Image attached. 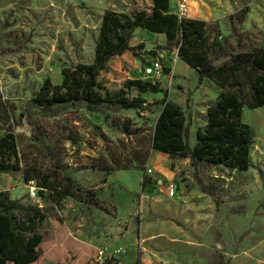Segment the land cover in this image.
<instances>
[{
	"label": "rangeland",
	"instance_id": "1",
	"mask_svg": "<svg viewBox=\"0 0 264 264\" xmlns=\"http://www.w3.org/2000/svg\"><path fill=\"white\" fill-rule=\"evenodd\" d=\"M189 2V18L207 21L208 33L223 48L236 51L260 42L264 0ZM149 3L0 0V94L13 117L20 167L0 173V191L45 212L37 264H128L130 257L129 264H182L185 253L195 256L192 264H214L215 253L223 254L227 264H264V107L243 109L254 133L250 169L200 165V177L216 187V205L199 191L187 158L159 152L163 159L157 156L152 162L150 139L162 107L161 92L144 93L146 103L138 111L112 103L89 110L79 103L58 105L47 115L33 105V94L45 77L59 84L63 67L92 61L104 10L128 13L149 8ZM173 3L170 0V11ZM129 42L150 47L136 52L131 70L143 80L160 82L168 99L181 106L192 122L193 144L195 129L205 124V108L215 101L218 87L207 79L197 86L195 70L179 60L176 49L156 48L166 42L163 34L147 36L142 31ZM154 60L162 63L163 74L146 76L144 67ZM135 90H128L129 95ZM148 167L156 172L145 176ZM167 173L179 184L178 191L159 201L155 186L146 200L144 188L156 181L153 175ZM25 175L33 180L25 182ZM66 176L87 195L92 191L95 199L84 202L68 196L55 204L45 191L29 196L30 187L37 192L39 182ZM95 200L99 207L92 204ZM118 248L122 252L109 258L108 252Z\"/></svg>",
	"mask_w": 264,
	"mask_h": 264
},
{
	"label": "trees",
	"instance_id": "2",
	"mask_svg": "<svg viewBox=\"0 0 264 264\" xmlns=\"http://www.w3.org/2000/svg\"><path fill=\"white\" fill-rule=\"evenodd\" d=\"M243 18L244 13L240 20ZM208 27V22L202 19L178 18L170 11V0H152L151 7L128 13L106 9L92 61L63 67L59 84L45 77L33 94V105L47 115H52L58 105L79 103L89 110L112 103L138 111L146 103L144 93L161 92L162 107L153 125L150 148L187 158L199 191L219 205L216 187L200 177V165L209 163L241 171L252 167L250 152L254 133L245 121L243 109L264 107V31L259 43L229 51L211 38ZM138 28L163 34L166 42L156 48L176 49L179 60L195 70L197 86L207 79L219 89L215 101L205 108V124L195 129L193 144L189 136L191 120L177 102L168 99L167 90L160 82L128 77L133 57L145 48L143 42L130 45ZM218 60L224 61L216 65ZM112 85L114 89L110 88ZM132 89H136V94L130 96L128 90ZM189 100L186 99L188 107ZM6 103L0 94V173L20 168L13 117ZM24 180L28 182L33 177L25 175ZM36 186L38 196H43L45 191L55 204L68 196L84 202H90L91 196L95 199L92 191L87 195L71 176L46 180ZM97 203L95 200L92 204L99 207ZM46 218L38 205L13 199L8 191H0V264H37L42 243L39 226ZM213 263L227 264L221 253L213 255Z\"/></svg>",
	"mask_w": 264,
	"mask_h": 264
},
{
	"label": "built area",
	"instance_id": "3",
	"mask_svg": "<svg viewBox=\"0 0 264 264\" xmlns=\"http://www.w3.org/2000/svg\"><path fill=\"white\" fill-rule=\"evenodd\" d=\"M189 10H190L189 0H174L173 10L171 12L174 13L178 18L185 19V18H189L190 16ZM143 71L144 73H146V76L151 74L155 77H158L160 74H163L162 63L160 62V60H154L151 64L145 66ZM152 172H153V169L151 167L146 168L145 176H150ZM175 189H176L175 183L170 181L166 184L165 191L168 196L172 197L175 193ZM28 193L31 198H35L36 191L34 187H30V189L28 190ZM120 252H122V248L115 249L111 253L108 252V256L109 258L117 257L120 254ZM100 254L103 255L102 252H100ZM116 264H125V263L121 261H117Z\"/></svg>",
	"mask_w": 264,
	"mask_h": 264
},
{
	"label": "crops",
	"instance_id": "4",
	"mask_svg": "<svg viewBox=\"0 0 264 264\" xmlns=\"http://www.w3.org/2000/svg\"><path fill=\"white\" fill-rule=\"evenodd\" d=\"M152 6V0H150V3H149V7H151ZM142 31H146V35L147 36H149V34L151 33V32H148L147 30H143V29H136L135 31H134V35L135 34H139V33H142ZM143 33H145V32H143ZM139 71V70H138ZM140 72H142V70L140 69ZM132 73V74H131ZM131 73H130V77L132 78V79H135V78H140V76L137 74V71L135 72L136 74H133V70H131ZM162 154V153H161ZM162 155H166V154H162ZM157 156H159V151H156V150H153V153H152V162L153 161H155V159H156V157ZM159 158H160V156H159ZM160 159H163V158H160ZM153 165V164H152ZM160 165V164H159ZM160 168L162 169V170H167L168 168H166V166L164 165V164H162V165H160ZM154 171H155V169H153ZM153 171V172H154ZM152 172V173H153ZM156 172V171H155ZM157 174H159L158 172H157ZM152 175V174H151ZM153 178H156V181H152V183H147V185H146V188H144V192L145 193H148V194H146L145 195V199L146 200H148V196L150 195V193H151V191H152V189L156 186V189L159 191V193H160V195H158V200L159 201H161L164 197H169V198H172V197H170V196H168L167 195V193H166V191H165V188H166V184L168 183V182H170V181H173L175 184H176V188H177V191H178V188H179V184L176 182V180H173V179H169V177H168V173L167 174H164V175H162V176H159V177H157V176H155V175H153ZM141 197H143L144 198V195H142ZM155 199H157V198H155ZM157 234L158 235H160L161 234V232L160 233H158L157 232ZM130 256H131V253H130ZM194 258H195V256L193 255V253H185L184 255H183V259H182V264H192L193 263V260H194ZM139 259V258H138ZM135 260V259H134ZM126 261V260H125ZM132 257H130V260H128L127 261V263L129 264V263H132ZM141 261V260H140ZM138 262H139V260H138ZM140 264H141V262H140ZM142 264H143V260H142ZM158 264V263H157Z\"/></svg>",
	"mask_w": 264,
	"mask_h": 264
},
{
	"label": "water",
	"instance_id": "5",
	"mask_svg": "<svg viewBox=\"0 0 264 264\" xmlns=\"http://www.w3.org/2000/svg\"><path fill=\"white\" fill-rule=\"evenodd\" d=\"M145 47H147V49L150 48V47H148L147 45H145Z\"/></svg>",
	"mask_w": 264,
	"mask_h": 264
},
{
	"label": "bare ground",
	"instance_id": "6",
	"mask_svg": "<svg viewBox=\"0 0 264 264\" xmlns=\"http://www.w3.org/2000/svg\"><path fill=\"white\" fill-rule=\"evenodd\" d=\"M151 74H149L148 76H150ZM153 76V75H152Z\"/></svg>",
	"mask_w": 264,
	"mask_h": 264
}]
</instances>
